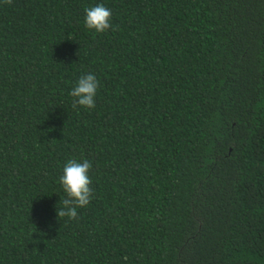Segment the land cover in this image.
<instances>
[{
    "label": "trees",
    "instance_id": "1",
    "mask_svg": "<svg viewBox=\"0 0 264 264\" xmlns=\"http://www.w3.org/2000/svg\"><path fill=\"white\" fill-rule=\"evenodd\" d=\"M0 264H264V0H0Z\"/></svg>",
    "mask_w": 264,
    "mask_h": 264
},
{
    "label": "clouds",
    "instance_id": "2",
    "mask_svg": "<svg viewBox=\"0 0 264 264\" xmlns=\"http://www.w3.org/2000/svg\"><path fill=\"white\" fill-rule=\"evenodd\" d=\"M6 4H12V0H4ZM85 26L94 30L96 33H104L110 28L115 31L116 27L112 25V11L103 3L85 8ZM118 27V26H117ZM99 87V81L94 74L88 73L82 75L70 91L74 98L72 107L82 106L88 109L96 107V94ZM93 165L88 159L83 161L69 159L64 168L63 174L59 177V183L62 185L66 196L59 201L62 207L57 208L58 217L78 218V208H84L89 205L94 197V190L91 187L92 180L89 175Z\"/></svg>",
    "mask_w": 264,
    "mask_h": 264
}]
</instances>
